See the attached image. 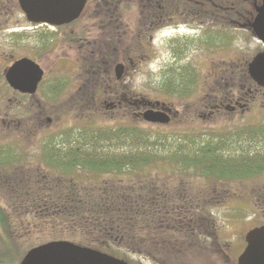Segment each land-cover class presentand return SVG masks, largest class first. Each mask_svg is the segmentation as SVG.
Wrapping results in <instances>:
<instances>
[{"label": "rangeland", "instance_id": "rangeland-1", "mask_svg": "<svg viewBox=\"0 0 264 264\" xmlns=\"http://www.w3.org/2000/svg\"><path fill=\"white\" fill-rule=\"evenodd\" d=\"M161 1L167 12L175 11L177 17L169 24H162V28L154 33V41L150 48L144 51L145 59L139 63L132 78L136 92L151 99L174 103L180 112L177 118L168 124H160L130 117L127 123L121 113L105 107L98 112L83 114L82 109H76L66 103L67 96L71 93L63 90L64 82H75L72 80L74 78L69 76L73 67L65 57L68 52H73L69 51L65 37L59 36L61 31L59 34H53L54 31L47 26L31 23L21 9L10 10L7 14L11 15L13 20L0 24V150L12 151L20 156L26 155L29 160L42 155L45 145L49 143H53L54 147H63L67 152L79 149L91 155H114L119 158L157 155L160 158L155 163L175 165L178 172L174 175L192 185L190 192L203 193V201L212 202L209 205L210 212L221 226L219 232L224 234L223 236L220 233V241L225 239L227 242H224L231 246L230 256L237 257L243 249V240L248 230L264 218V211L254 203L256 194L250 189L254 188V179L247 182L249 187L245 189L241 188L243 183L237 180L221 182L218 179L219 187L215 191L221 195H217L213 200V179L183 171L188 165L183 158L185 155H191L192 151L200 155L201 152L209 150L219 155H227L228 151L234 152L235 156L240 157L241 152H238L243 150V147H256V140L250 139L244 131H247V126L255 127V124L263 131L264 106L253 108L246 114L222 112L212 120L201 119L197 114L206 92V85L211 82L212 69H232L237 65L248 68L252 58L263 48V43L256 38L251 27L256 12L255 5L261 0H204L203 4H197L201 0ZM117 3L120 5L117 10L121 11L123 20L130 25L137 26L138 21L147 18L143 12L146 8H142V5L147 4V0H120ZM193 5L196 6L194 9L200 6L198 9L201 11L202 5L213 7L214 11L209 13L214 14L211 16L213 21H216L215 14L223 15L234 23L238 22L242 27H230L224 37L217 36L214 39L213 33L218 30V25L208 26L205 30L203 27H196L197 22L191 25L192 22L198 21L194 14L187 13L188 8ZM110 8L115 10L114 7ZM184 18L189 24L183 22ZM186 35L189 40L182 43L176 40ZM21 56L37 60L45 69V78L38 92L27 98L13 91L4 79L7 65ZM181 70H192L196 74L195 80L193 74H186L183 78ZM79 72L76 69V75ZM184 83L191 86L186 85L188 88H185ZM229 133H232L230 137H218ZM95 135L98 137L95 138ZM262 135L260 146L263 149L264 132ZM171 144L175 145L173 150L179 160L168 159L171 156H167L169 152L166 153V150H169ZM262 149L261 152L264 153ZM16 166L18 165L11 167ZM166 173L157 171L152 175H158L156 179L159 183ZM171 181L170 177L168 182ZM176 184L179 185L180 182L177 181ZM250 196H254L253 202ZM6 198L7 189L0 186V205L6 206L14 217L12 240H6L11 245L10 249L15 252L14 255H9L12 260L10 264H18L30 249L22 256V248L27 249L38 240V230L30 225L27 216L17 205H6ZM222 226H227L228 230ZM4 250L6 244L1 240L0 251L4 253ZM210 250L212 258L217 255L219 249ZM210 257L208 253L206 256H198L194 264H207L211 261ZM138 259H142V262L139 263ZM132 260L136 264H155L151 259L139 255L137 258L132 256Z\"/></svg>", "mask_w": 264, "mask_h": 264}, {"label": "trees", "instance_id": "trees-1", "mask_svg": "<svg viewBox=\"0 0 264 264\" xmlns=\"http://www.w3.org/2000/svg\"><path fill=\"white\" fill-rule=\"evenodd\" d=\"M201 1L197 4L204 3ZM214 17L216 21L227 19L218 14ZM217 29L213 33L214 39L227 34L219 29L228 30L230 27ZM192 70H181V76L185 78L186 74H193L195 80L196 74ZM186 85L184 83L185 88ZM174 146L171 144L166 150L169 152L167 156H171L168 159L177 158ZM40 156L29 160L26 155L0 150V186L7 189L6 205H17L30 225L38 230V240L27 249L22 248V256L35 245L68 239L129 261L133 253H138L158 263H162V244L193 245L188 249L177 247L164 251L170 260L175 261L180 250L184 260L192 248L200 250L199 240L203 236L200 231L217 229L209 208L212 202L203 201V193H192L185 186L172 193L165 192L162 178L159 184L158 175L152 173H169L174 168L155 163L160 158L157 155L120 158L91 155L79 149L67 152L63 147L49 143ZM185 156L188 174L206 178L234 174L226 170L224 157L214 156L210 150L200 155L192 151L191 155ZM15 164L18 166L11 167ZM235 174L239 175L238 172ZM177 196L185 200L175 203L167 199ZM255 204L264 211V201ZM13 218L7 207L0 205V241L6 244L4 253L0 251V264H10L9 255L15 254L6 241L7 238L12 240ZM190 219H193L191 226L198 230L194 236L198 240L178 231L189 227ZM260 224H264V218Z\"/></svg>", "mask_w": 264, "mask_h": 264}, {"label": "flooded vegetation", "instance_id": "flooded-vegetation-1", "mask_svg": "<svg viewBox=\"0 0 264 264\" xmlns=\"http://www.w3.org/2000/svg\"><path fill=\"white\" fill-rule=\"evenodd\" d=\"M118 1L120 0H86L80 16L72 22L60 25L36 24V26H47L54 31L52 32L53 34H59L58 32L61 31V35L59 36H62V38L65 37L68 48L70 49L69 51L73 52H68V55L65 57L71 62L70 65L73 67V71L69 67L71 71L69 72V76L73 77L74 79L72 80L75 82L69 83L68 79V81L64 82L63 90L71 93H68L69 96H67L66 103L79 107L82 109L83 114H90L92 111L98 112L99 109L105 107L114 112L121 113L124 119H126V122L130 117H135L137 120L144 119L143 114L146 110H162L169 115L170 119L168 123H170L180 115L174 103L151 99L136 92L132 77L139 63L144 61L146 54L144 51H147L154 41V33L157 29L162 28V24L173 22L177 17V13L175 11L167 12L161 0L157 2L147 0V4L142 5V8H146L145 11L143 9V12L147 18L138 21L137 26H134L123 20L121 11L117 10V6H120L117 3ZM203 6L205 5H202V11L198 9L200 6L196 9H194L196 6L188 8L187 13L194 14L195 18L198 19V21L192 22L191 25L197 22L196 27H203L204 30L206 27L214 25L222 28L233 26L237 28L242 27L238 22L234 23L229 19L213 21L211 16L214 14H209L214 11L212 9L213 7L210 8L207 5L203 8ZM110 7H114L115 10ZM16 9H21L19 0H0V24L12 21L11 15L7 13L10 10ZM183 22L189 24L185 18ZM223 31L230 30L225 29ZM178 32L181 33L179 29ZM188 37L186 35L185 37L179 38V42L182 43L185 40H189ZM176 40L178 39L176 38ZM76 69L80 71L78 75H76ZM44 78L45 74L42 81H44ZM39 87L33 94L21 93L20 95L26 98L29 95L33 96L38 92ZM205 91L201 100L200 111L197 114L204 120H212L222 114V112L246 114L251 112L253 108L264 106V85L256 82L249 75L248 68L240 67L239 65L232 69H212L211 82L206 85ZM126 126L129 127V125ZM247 128L254 129V131H244V133L250 139L256 140V147H243V150H239L238 152H241L240 157L235 156L234 152L229 151L227 155L214 154V156H224V159L227 161L226 170L229 172L232 171L234 174H225L219 177L214 175L210 176L213 179L212 189L214 190L213 193H215L212 195L213 200L217 198V195H221L220 192L215 191L219 187L217 186L218 179L221 182H225V180H237L243 183L241 188L244 189L249 187V183L247 182L254 179L255 184L253 187L255 189H250H252L251 192L255 193L256 196L255 198L254 196H250L252 202L253 198L254 203L264 201V153L261 152L262 148L260 146L263 135L256 124L255 127L247 126ZM231 134L218 135V137H230ZM169 166L174 169L166 173L162 180V187L165 188L166 193H172L174 190H178L177 188L179 187L182 188L185 186L186 188H190L192 186L188 181L179 180L180 177L174 175L178 172L175 165ZM177 166L179 167V165ZM187 169L188 167L185 166L183 171L186 172ZM173 170L175 171L173 172ZM235 172H238L239 175L235 174ZM170 177L172 181L169 183L168 180H170ZM177 181L180 182L179 185L176 184ZM243 194L241 196H244ZM245 194H247V191H245ZM167 199L175 203H180L185 200L179 196ZM212 219L216 220L217 229L205 228L202 231L199 230L203 235L199 240L201 242L199 244L200 250H193L192 248L191 252L186 254L184 260L183 254L179 250L176 254L175 261H172L164 253L165 250H176L177 247L178 249H188L189 247H193V245L190 244L187 246L180 244L173 246L171 244H162V263L155 262L151 259L152 262L155 264H194L196 257L201 255L206 256L207 253L210 257V249H219L217 250V255L212 258L210 257L211 261L207 262V264H237L238 258L246 246L245 238L243 240L242 251L237 257L230 256L231 246L225 243L227 242L225 239V242L220 241L221 234L223 236L224 234L219 232L221 226L218 224L217 218L212 217ZM212 219L210 221H213ZM192 220L190 219L189 227L179 228L178 231L185 235L190 234L192 237L196 236L195 234L198 230L191 226L193 224ZM222 227L227 229V226ZM196 238L197 240L199 239L198 237H194V239ZM137 255L150 259L146 255L133 253L131 255V264H136L132 260V256L137 258ZM138 262L141 263L142 259H138Z\"/></svg>", "mask_w": 264, "mask_h": 264}, {"label": "water", "instance_id": "water-1", "mask_svg": "<svg viewBox=\"0 0 264 264\" xmlns=\"http://www.w3.org/2000/svg\"><path fill=\"white\" fill-rule=\"evenodd\" d=\"M27 18L36 23L64 24L76 19L86 0H19ZM256 15L251 23L255 35L264 43V0L255 6ZM251 77L264 85V49L249 63ZM44 70L29 57L15 60L5 70L9 84L23 93H35L42 80ZM148 121L168 122L169 116L162 110L144 112ZM247 246L239 256L237 264H264V225L251 229L247 235ZM20 264H129L102 250L85 246L71 240H51L32 247Z\"/></svg>", "mask_w": 264, "mask_h": 264}]
</instances>
